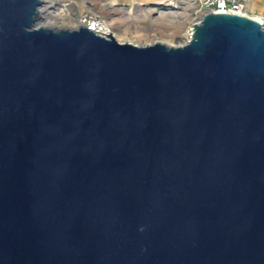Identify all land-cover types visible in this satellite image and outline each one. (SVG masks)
<instances>
[{"label":"water","instance_id":"water-1","mask_svg":"<svg viewBox=\"0 0 264 264\" xmlns=\"http://www.w3.org/2000/svg\"><path fill=\"white\" fill-rule=\"evenodd\" d=\"M0 0V264H264V27L37 25Z\"/></svg>","mask_w":264,"mask_h":264},{"label":"rangeland","instance_id":"rangeland-1","mask_svg":"<svg viewBox=\"0 0 264 264\" xmlns=\"http://www.w3.org/2000/svg\"><path fill=\"white\" fill-rule=\"evenodd\" d=\"M252 16L264 19V0H246ZM101 17L119 41L144 45L188 40L190 27L204 11L197 0H42L37 25L78 27L83 15Z\"/></svg>","mask_w":264,"mask_h":264},{"label":"built area","instance_id":"built-area-1","mask_svg":"<svg viewBox=\"0 0 264 264\" xmlns=\"http://www.w3.org/2000/svg\"><path fill=\"white\" fill-rule=\"evenodd\" d=\"M200 3V10L204 11V14L208 11H216V12H235L246 14L252 16L247 8L246 0H197ZM264 27V19L258 18ZM199 18L197 21H200ZM196 21V22H197ZM87 25L90 29L94 30L100 34H108L109 25L106 23L104 19L99 16H96L92 13H85L83 15L82 23ZM194 32V27H190V33L188 36L189 41L192 38ZM186 41V42H187Z\"/></svg>","mask_w":264,"mask_h":264},{"label":"bare ground","instance_id":"bare-ground-1","mask_svg":"<svg viewBox=\"0 0 264 264\" xmlns=\"http://www.w3.org/2000/svg\"><path fill=\"white\" fill-rule=\"evenodd\" d=\"M114 3H116L117 2V0H112ZM254 17H256V16H254ZM257 18V17H256ZM260 18V17H259ZM39 25V24H38ZM111 32V28L109 27V31H108V33H110ZM112 33V32H111ZM189 33H190V30H189ZM113 34V33H112ZM114 35V34H113ZM115 36V35H114Z\"/></svg>","mask_w":264,"mask_h":264}]
</instances>
